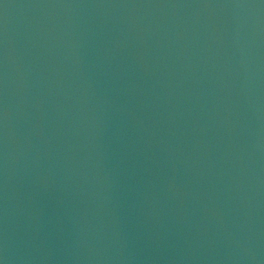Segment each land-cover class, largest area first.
Wrapping results in <instances>:
<instances>
[{
	"label": "water",
	"instance_id": "water-1",
	"mask_svg": "<svg viewBox=\"0 0 264 264\" xmlns=\"http://www.w3.org/2000/svg\"><path fill=\"white\" fill-rule=\"evenodd\" d=\"M0 264H264V0H0Z\"/></svg>",
	"mask_w": 264,
	"mask_h": 264
}]
</instances>
